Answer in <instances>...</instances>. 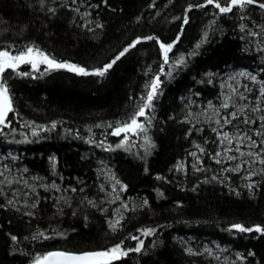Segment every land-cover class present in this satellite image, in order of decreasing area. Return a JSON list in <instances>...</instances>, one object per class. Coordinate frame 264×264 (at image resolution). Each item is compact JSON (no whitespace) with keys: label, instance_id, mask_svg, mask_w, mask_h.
<instances>
[{"label":"trees","instance_id":"trees-1","mask_svg":"<svg viewBox=\"0 0 264 264\" xmlns=\"http://www.w3.org/2000/svg\"><path fill=\"white\" fill-rule=\"evenodd\" d=\"M201 2L0 0V50L13 55L34 47L92 72L129 48L103 77L30 64L4 73L14 111L0 124V156L16 155L19 169L59 190L37 189L35 198L21 200L26 207L0 191V264H34L48 252L102 251L121 241L124 249L135 248L132 236L143 240L141 251L113 264H214L201 252L214 244L241 254L244 264H264V234L231 227H264V166L252 185L235 165L226 171L217 163V135L196 123L190 108L225 104L221 76L229 71L254 73V93L264 85V9L189 10ZM160 42H175L168 64ZM156 75L162 83L148 110L151 123L139 118L147 132L129 134L116 147L123 135H112L108 125L134 116ZM263 122L249 128L264 131ZM193 154L197 168H178ZM104 169L124 185L130 204L116 231L109 227ZM146 229L154 233L142 235Z\"/></svg>","mask_w":264,"mask_h":264},{"label":"rangeland","instance_id":"rangeland-1","mask_svg":"<svg viewBox=\"0 0 264 264\" xmlns=\"http://www.w3.org/2000/svg\"><path fill=\"white\" fill-rule=\"evenodd\" d=\"M22 65L24 64H21L20 67ZM40 68H48V66L38 62L36 69ZM241 73L247 75H241ZM253 76L256 78L254 73L245 70L229 71L221 76L222 88L227 92L228 101H225L229 105L227 110L222 105L212 106L209 104L203 107L195 102L190 107L192 113L197 112L196 114H198L197 117L194 115L196 123L205 122L212 127L213 132L217 135L219 151L216 159L220 161L219 163L225 165L226 171L235 165L237 173L242 175L239 177L241 179H243V174L247 173L246 182L249 185L253 184V177L257 173L256 168L264 166V163L260 162L261 159H264V131L249 128L251 122L253 123L254 120L262 122L264 118V95L260 92L262 86L254 93L257 78L252 80L251 77ZM234 89L235 91H233ZM233 112L236 113V118L231 117L230 114ZM225 117H228L230 123H225ZM246 120L247 123H245ZM213 121L215 124L212 123ZM225 134L228 139H224ZM229 157H235V159H229ZM17 161V156L12 153L0 156V173H3L0 175V191L7 196L12 204L19 203L20 206L26 207L27 204L24 202H28L34 196L36 197L38 195L37 189L44 191L59 190L55 184L47 185L42 179L27 175L25 171L19 169L16 164ZM198 163L197 155L193 154L190 163L187 160L182 161L178 168L185 171L188 164L197 168ZM106 169L101 171L102 174L100 175L103 177L104 184L102 186L107 195L109 208H111L112 218L110 221L119 220L121 223L123 213L130 209V204L122 195L125 191L124 185L117 183L110 170ZM22 199L25 201L22 202ZM124 205L127 207L125 208ZM118 227L119 225H117ZM205 249L209 251H205ZM201 252L211 257L214 264H244V258L241 259L243 257L241 254L216 244L207 245Z\"/></svg>","mask_w":264,"mask_h":264},{"label":"snow or ice","instance_id":"snow-or-ice-1","mask_svg":"<svg viewBox=\"0 0 264 264\" xmlns=\"http://www.w3.org/2000/svg\"><path fill=\"white\" fill-rule=\"evenodd\" d=\"M258 4L261 9H264V3H258V0H224V5L222 6L220 0H203L201 3H197L195 5L190 6L189 10L194 8H206L209 5L213 6L215 9L219 10V13H229L232 12L234 8L244 9L248 5ZM50 11L55 12V9H50ZM188 20L185 17L184 23H187ZM98 27H102V25H98ZM244 26H242L243 28ZM253 36H258L260 33L252 32L250 33ZM205 35H207L205 33ZM146 40H155L156 37L148 36L145 37ZM178 39V38H177ZM141 41L137 39L130 47H135L136 44L140 43ZM175 46V42L170 44H165L160 42L159 47L163 53V63H169V52H171L172 48ZM199 47V44L196 46ZM129 48H125L123 51L119 53V55L113 59L110 63L102 66L101 68H97L92 72H89L86 68L77 66L72 63L67 62H58L56 59L51 58L43 51L34 48V47H26L23 51H18L15 55L12 54L11 51L5 49L0 50V124H5V120L7 118L8 113L13 112L14 109L12 107V99L9 94V89L7 87L6 81L4 80V73L8 70L16 71L21 64H30L33 69L37 68V64L44 63L48 66L49 69H67L71 72L80 74V75H96L103 77L116 63L117 60L123 56ZM194 54V53H193ZM184 57H180L177 63H183ZM170 74V73H169ZM21 75H29V73H21ZM241 75H247L246 73H241ZM252 80L256 78L253 76L251 77ZM162 81L160 80V76L156 75L154 78L145 85L147 92L144 97L141 99L144 101L142 106L138 109V111L134 114V116L123 123H117L115 126L109 124L108 127L113 128L112 135L114 136H121L123 135V140L116 145V147H124L125 144L131 139V136H136L141 133L147 132V127L145 126L144 122H142L139 118L144 117L147 120V123H151V117L148 116V110L153 107V101L159 95L158 89ZM235 91V89L233 90ZM260 92L264 95V85H262ZM211 106V105H210ZM224 108H228L229 105L227 103L222 105ZM232 118H236V113L230 114ZM248 121L246 120L245 123ZM219 123V121H217ZM225 123H230L228 117H225ZM254 123V121H253ZM53 128L55 125L52 126ZM2 131V129H0ZM35 134V133H33ZM131 134V136L129 135ZM224 139H228L227 135L225 134ZM250 139V138H249ZM145 144L147 146H151L148 137L144 136ZM230 142V141H229ZM102 143V142H101ZM203 151V149H201ZM239 151V149H237ZM243 155V154H242ZM229 159H235V157H229ZM220 161L217 160V163ZM261 163H264V159L260 160ZM3 175V173H0ZM117 183H119L117 181ZM251 187V186H249ZM75 191V189H72ZM162 195V193H161ZM11 203V201H9ZM145 204L147 201L144 202ZM126 208L127 205H124ZM120 221L116 220L115 222L110 221L109 227L112 228L113 231H116L117 225H119ZM232 229H235L240 232H258L264 234V227L260 225H256L254 227H245L242 224H233ZM154 233L153 229H146L142 230V235H152ZM43 236V233L39 234ZM36 238V237H34ZM47 238V237H46ZM133 240H137L138 246L135 248L124 249L123 242L114 245L109 249H105L102 251H85L80 253L69 252V251H53L48 252L43 257H38L34 264H113V262L120 260L123 256H127L129 252L135 251L140 252L143 247V240L140 239L139 236H132L130 237ZM13 240L16 239L15 236L12 237ZM191 249L189 252L191 253ZM205 251H209L205 249ZM251 255V253H250ZM243 259V257H241Z\"/></svg>","mask_w":264,"mask_h":264},{"label":"bare ground","instance_id":"bare-ground-1","mask_svg":"<svg viewBox=\"0 0 264 264\" xmlns=\"http://www.w3.org/2000/svg\"><path fill=\"white\" fill-rule=\"evenodd\" d=\"M133 159V158H132ZM137 161V160H136ZM135 164V163H134ZM228 176V175H227ZM230 176V175H229ZM238 181V180H237ZM241 182V181H240ZM245 182V181H244ZM245 189V188H244ZM189 191V190H188ZM59 194V193H58ZM65 195V194H64ZM107 198V197H106ZM33 201V200H32ZM98 201V200H97ZM107 201V200H106ZM33 204V203H32Z\"/></svg>","mask_w":264,"mask_h":264},{"label":"water","instance_id":"water-1","mask_svg":"<svg viewBox=\"0 0 264 264\" xmlns=\"http://www.w3.org/2000/svg\"><path fill=\"white\" fill-rule=\"evenodd\" d=\"M9 114H10V113H8L7 118H8V116H9ZM7 118H6V119H7Z\"/></svg>","mask_w":264,"mask_h":264}]
</instances>
